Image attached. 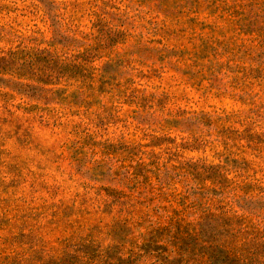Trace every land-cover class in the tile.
<instances>
[{
	"label": "rangeland",
	"instance_id": "rangeland-1",
	"mask_svg": "<svg viewBox=\"0 0 264 264\" xmlns=\"http://www.w3.org/2000/svg\"><path fill=\"white\" fill-rule=\"evenodd\" d=\"M201 223L264 264V0H0V264H209Z\"/></svg>",
	"mask_w": 264,
	"mask_h": 264
},
{
	"label": "trees",
	"instance_id": "trees-1",
	"mask_svg": "<svg viewBox=\"0 0 264 264\" xmlns=\"http://www.w3.org/2000/svg\"><path fill=\"white\" fill-rule=\"evenodd\" d=\"M61 36V34H58V36ZM61 38H64V40H68L70 43H65L59 38L55 37L53 38V41H50L49 42V46L51 47L49 50H44V51H40V53H37V54H51V50L55 49V48H58L59 46H62V47H67L71 50H73V52H80L81 49L83 47L86 46V44H82L78 39L74 38V37H69V36H63ZM62 41V42H60ZM16 55V53H13ZM72 57H74V55H72ZM17 85H21L23 87H29L30 84H26V83H19ZM179 227H182V226H179ZM207 234V229H205V226L204 224H198L195 226L194 229H190L189 232L185 233L182 232V231H177V236L174 238L176 239V241L174 242L173 244V254H174V257L173 259H169L168 260V263H171V262H174V261H177V260H183V258H185V256L187 255V253L190 252V244H188V240L190 239L191 241H193V243L191 244L192 246H196L195 242L197 240H201L204 238H206V235ZM82 242L83 240L85 239H80ZM186 245H187V248H186ZM203 250L205 251V253H207V257H209V260H210V263L209 264H218L217 263V258H216V254L218 253H222L226 255V257L228 259H231L232 262H234V260H236L235 258L236 257V254L233 253V250L231 251L230 249H226L222 246H216V243L212 240H204L203 242ZM79 247L81 246H71L70 244L66 247V250L67 249H74L73 252H74V255L73 256H70V260H72V264H84V259L85 258H88L87 256H81V253L83 254H86L87 252L85 251V249H79ZM58 262H63V259H59L57 260ZM120 264H124L125 262V259H118L117 260Z\"/></svg>",
	"mask_w": 264,
	"mask_h": 264
}]
</instances>
